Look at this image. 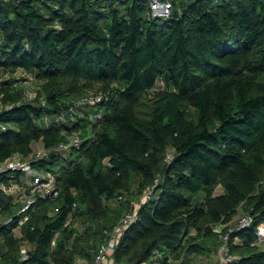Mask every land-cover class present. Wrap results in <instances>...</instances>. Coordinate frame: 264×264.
I'll return each mask as SVG.
<instances>
[{"label":"trees","instance_id":"1","mask_svg":"<svg viewBox=\"0 0 264 264\" xmlns=\"http://www.w3.org/2000/svg\"><path fill=\"white\" fill-rule=\"evenodd\" d=\"M116 2L0 0V161L74 131L83 140L68 158L32 163L58 173L59 193L37 202L21 236L19 192L0 188V217L10 219L0 220V264H91L134 196L150 189L113 264H193L210 250L213 226L239 210L252 220L230 234L229 264H264V0H173L170 18L151 21L142 1ZM18 70L40 82L31 99ZM89 91L110 98L81 106L73 124L42 123ZM99 111L96 126L89 114ZM8 175L20 184L18 170L0 184Z\"/></svg>","mask_w":264,"mask_h":264},{"label":"built area","instance_id":"2","mask_svg":"<svg viewBox=\"0 0 264 264\" xmlns=\"http://www.w3.org/2000/svg\"><path fill=\"white\" fill-rule=\"evenodd\" d=\"M121 0H117L116 5L120 3ZM144 4V14L148 20L155 19H168L173 15L174 2L173 0H140ZM18 70L16 74L20 76H27L26 73L22 70ZM30 80L29 76L24 79ZM161 82V81H159ZM29 83V81H26ZM162 83V82H161ZM13 86L17 85L16 82L12 84ZM29 85V84H27ZM156 85V84H155ZM155 85L149 89V91L155 90ZM163 86V83H162ZM36 92H29L24 89V95L27 99H31L35 96ZM110 98L109 91H89L88 94L78 98L73 104L62 108L58 114L51 117H45L42 120V123L45 125L50 124L52 121L58 123H69L77 122L82 113L79 111L81 106L85 105H95ZM12 107V104H8L6 108ZM89 119L99 126L102 120L101 112H96L89 114ZM72 123V124H73ZM1 129H6V125L0 124ZM94 135V132H92ZM66 140L59 142L58 144L50 147L41 146L38 148H32V151L26 155L21 156L15 154L11 157L6 158L5 160L0 161V175L6 172L21 171L29 175L30 180L26 185H18V183L9 181V184L1 182L0 188L6 192H19L20 200L22 203L20 211L24 214L20 219L18 225L14 228V232L17 236H21L20 225L28 218L29 214L35 210V206L40 199H54L58 196V189L56 186L58 173L52 170H37L33 167L32 163L42 159H48L52 157H61L68 158L70 153L73 151H79L82 144V138L79 131L71 132L66 134ZM19 157H16V156ZM172 157V151L168 149L165 153L164 160L169 162ZM12 175H8L10 178ZM11 179V178H10ZM13 183V184H12ZM13 186L15 188H13ZM117 199L120 201L126 200L124 195H118ZM153 199L152 189L147 190L143 194L142 202H147ZM139 204L130 203L129 208L124 210L118 223L114 225L107 234L109 235L102 243L97 246V249L94 253V257L91 264H113L110 260L112 251L114 250L115 245L118 243V240L124 231V229L131 224L140 220L138 214ZM252 218L248 213H242L237 221L234 224L228 226L227 231L222 235V240L217 246V261L215 263L209 264H229L236 259V256L230 252V246L228 238L231 233L236 232L240 229H243L248 226ZM10 219L7 217L3 219V222L8 223ZM261 229V228H260ZM263 234H259V240H263ZM238 241V239H235ZM21 258L26 260L28 257L27 243H22L20 248ZM156 257H160V253L156 252L150 260H156ZM157 258V259H158ZM167 261H173V258L168 254ZM149 262H142L140 264H148Z\"/></svg>","mask_w":264,"mask_h":264},{"label":"rangeland","instance_id":"3","mask_svg":"<svg viewBox=\"0 0 264 264\" xmlns=\"http://www.w3.org/2000/svg\"><path fill=\"white\" fill-rule=\"evenodd\" d=\"M20 77L21 76L19 74H16L14 76V78H19L20 79V80L19 79L18 80H19L20 84L22 85L23 89H25L26 91L28 90L29 92H32V91L36 92V90L40 87V85H39L40 82H38L36 79H34V77L32 75L29 76L30 80H26V81H29V83H26V81L23 80ZM3 80L4 79L0 76V82L3 81ZM27 84H29V85H27ZM162 88H163L162 83L158 81V82H156L155 90L151 91L150 94H152L155 91L161 90ZM1 108H2V104L0 102V109ZM35 146L36 145H33V148H36ZM105 162L107 163V159H105ZM13 188H15V187L13 186ZM218 188L216 189V192L220 191V189L218 190ZM142 199H143V194L140 195V196H136L135 195L134 199L132 200L131 203L136 205ZM238 213H239V216H240L244 212H243V210H239ZM260 226H262V225H260ZM213 239H214V241H212L211 239L207 240V244H210L211 246L215 245L214 248H216V246L219 244V240L217 241L216 237H214ZM211 251H209L210 252L209 254L200 253V254L193 255L192 256L193 264H208L209 262H211V260H209V258L213 254H216V258H217V252L212 253Z\"/></svg>","mask_w":264,"mask_h":264},{"label":"crops","instance_id":"4","mask_svg":"<svg viewBox=\"0 0 264 264\" xmlns=\"http://www.w3.org/2000/svg\"><path fill=\"white\" fill-rule=\"evenodd\" d=\"M161 81V80H160ZM33 145H36L35 147L36 148H38V147H41V146H43L42 145V143H41V141H38V142H34L33 143ZM33 145H32V148H33ZM16 157H19L18 155L16 156ZM33 167L35 168V169H37V170H42V169H39V168H37V167H35V165H33ZM9 181H11V182H15L14 181V179H8ZM30 180V177H29V175L28 174H26V173H22L21 174V176H20V185H26L27 184V182ZM16 183V182H15ZM18 185H19V183H18ZM220 189V191H218V192H221V188L219 187L218 188V190ZM217 192V193H218ZM15 193V192H14ZM13 193V194H14ZM9 194H12V193H9ZM238 217H239V213L237 212V214L233 217V219H232V221L231 222H229L228 224H234L236 221H237V219H238ZM3 219V217L1 216L0 217V220H2ZM228 224H224V225H222V224H215L214 226H213V231L215 232V234H216V238H217V241L219 240V243L221 242V230H222V228L224 227V226H226V225H228ZM264 228L261 226V234H263L264 235ZM192 233H194L193 231H191ZM263 240H264V236H263ZM262 240V241H263ZM27 246H28V244H27ZM218 246V245H217ZM217 246H216V248H214L215 247V245H213V246H210L209 245V248H210V250H208V251H206V252H204V254L205 253H207V254H209L210 252L209 251H211L212 253H214V252H217ZM159 253H160V257L161 256H163V254H164V252L163 251H159ZM158 257H156L155 259H157ZM209 260H211V262H209V263H215L216 261H217V258H216V254H213V255H211L210 256V258H209ZM208 263V264H209Z\"/></svg>","mask_w":264,"mask_h":264}]
</instances>
